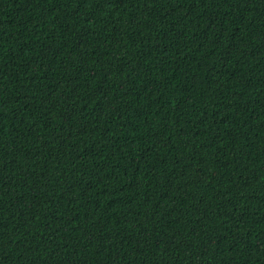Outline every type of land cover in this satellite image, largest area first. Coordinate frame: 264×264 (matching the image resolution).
Segmentation results:
<instances>
[{"label": "trees", "instance_id": "trees-1", "mask_svg": "<svg viewBox=\"0 0 264 264\" xmlns=\"http://www.w3.org/2000/svg\"><path fill=\"white\" fill-rule=\"evenodd\" d=\"M0 264H264V0H0Z\"/></svg>", "mask_w": 264, "mask_h": 264}]
</instances>
